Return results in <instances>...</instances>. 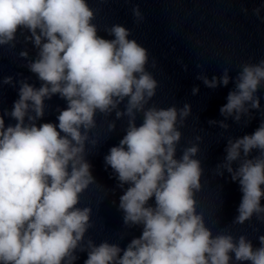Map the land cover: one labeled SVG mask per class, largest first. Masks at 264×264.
I'll use <instances>...</instances> for the list:
<instances>
[{"label": "clouds", "instance_id": "1", "mask_svg": "<svg viewBox=\"0 0 264 264\" xmlns=\"http://www.w3.org/2000/svg\"><path fill=\"white\" fill-rule=\"evenodd\" d=\"M131 12L135 24L144 21L139 4ZM252 12L264 20L261 7ZM95 18L88 0H0V46L15 48L17 34L23 35L36 56L29 59L22 50L19 57L40 81L36 87L28 78L0 80V86L19 85L11 110H0V264H75L77 253H86L83 264H264V235L256 247L246 235L213 233L197 210L195 197L204 187L198 158L203 137L197 135L177 157L191 104L165 108L152 102L159 82L147 70L148 49L118 23L103 28L111 38L99 35ZM196 79L209 89L233 84L219 109L224 119L209 120L210 126L227 131L229 117L237 124L244 118L247 124L254 111L262 117L253 133L227 138L223 162L214 169L220 177L226 171L242 193L232 223L255 217L264 224V110L258 95L264 59L240 64L234 77L224 68L220 76L209 79L201 72ZM198 93L194 86L192 95ZM56 95L66 101L57 109L58 123H38L45 101ZM113 113L115 119L107 120ZM98 115L109 133L126 118L125 134L104 157L122 191L118 211L124 226L141 228L124 248L85 239L93 227L92 208L79 205L96 183L87 156L89 146L99 143L92 135ZM5 117L15 123L6 125Z\"/></svg>", "mask_w": 264, "mask_h": 264}]
</instances>
